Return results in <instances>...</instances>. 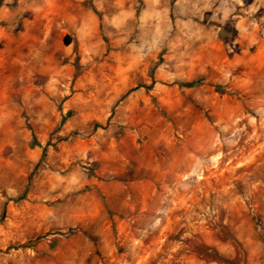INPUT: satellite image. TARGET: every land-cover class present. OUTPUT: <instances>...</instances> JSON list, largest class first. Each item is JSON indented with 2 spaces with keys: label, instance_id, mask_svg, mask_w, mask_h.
<instances>
[{
  "label": "rangeland",
  "instance_id": "374dc122",
  "mask_svg": "<svg viewBox=\"0 0 264 264\" xmlns=\"http://www.w3.org/2000/svg\"><path fill=\"white\" fill-rule=\"evenodd\" d=\"M201 246L264 264V0H0V264Z\"/></svg>",
  "mask_w": 264,
  "mask_h": 264
},
{
  "label": "trees",
  "instance_id": "16d2710c",
  "mask_svg": "<svg viewBox=\"0 0 264 264\" xmlns=\"http://www.w3.org/2000/svg\"><path fill=\"white\" fill-rule=\"evenodd\" d=\"M197 84H198V82L194 81V82L186 83L185 86L188 88H192V87L196 86ZM199 252L204 257H206L212 261H216L218 263H221V264H245L244 258H242L240 250L237 252V256L233 259L222 258L216 250H214L213 248H210V247H206V246L199 247Z\"/></svg>",
  "mask_w": 264,
  "mask_h": 264
}]
</instances>
